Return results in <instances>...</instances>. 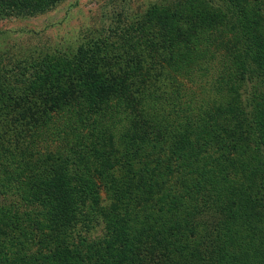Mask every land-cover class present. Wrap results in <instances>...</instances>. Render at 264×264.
Listing matches in <instances>:
<instances>
[{
  "label": "trees",
  "instance_id": "16d2710c",
  "mask_svg": "<svg viewBox=\"0 0 264 264\" xmlns=\"http://www.w3.org/2000/svg\"><path fill=\"white\" fill-rule=\"evenodd\" d=\"M122 16L70 57L0 51V264H264V0Z\"/></svg>",
  "mask_w": 264,
  "mask_h": 264
},
{
  "label": "rangeland",
  "instance_id": "374dc122",
  "mask_svg": "<svg viewBox=\"0 0 264 264\" xmlns=\"http://www.w3.org/2000/svg\"><path fill=\"white\" fill-rule=\"evenodd\" d=\"M151 1L155 0H66L36 17L0 16V51L15 48L20 52L23 48L31 52L36 49V57H43L46 52L60 51L64 52L62 56L70 57L69 51L73 48L76 50L81 42L99 33H110V26L116 27L120 14H123L124 20L133 11L144 9ZM39 69L38 64H33L26 71L33 76ZM69 139L71 143L63 140L67 146L73 144ZM102 231L98 234L102 235ZM146 231L145 239H151L150 230ZM174 235L169 234L165 240L166 246L174 240ZM126 262L129 264L128 259Z\"/></svg>",
  "mask_w": 264,
  "mask_h": 264
}]
</instances>
